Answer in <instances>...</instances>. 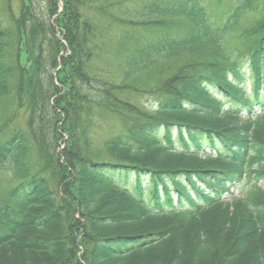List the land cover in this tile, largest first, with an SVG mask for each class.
I'll return each mask as SVG.
<instances>
[{
    "label": "trees",
    "instance_id": "1",
    "mask_svg": "<svg viewBox=\"0 0 264 264\" xmlns=\"http://www.w3.org/2000/svg\"><path fill=\"white\" fill-rule=\"evenodd\" d=\"M206 1L0 0V264H264V0Z\"/></svg>",
    "mask_w": 264,
    "mask_h": 264
},
{
    "label": "rangeland",
    "instance_id": "2",
    "mask_svg": "<svg viewBox=\"0 0 264 264\" xmlns=\"http://www.w3.org/2000/svg\"><path fill=\"white\" fill-rule=\"evenodd\" d=\"M214 1L207 0L206 4H208L211 9L210 10L211 19L217 25L222 20H224V18L226 17V13L228 14L230 11V6L232 7L234 3H230V0H223V4L219 6L218 10H216V8L213 6ZM258 18L259 16L257 13L254 12L247 13L239 22V25L237 26L235 31L233 33L227 34L224 37L222 41V45L225 48V50H227L231 55H233V50L236 48L238 44V35H240V33H242L244 30L252 26ZM246 84L248 85L249 82L247 81L245 85ZM151 100H152L151 98H148L147 101L143 99L141 100V102L142 104H148L149 106V104L152 102ZM120 126L121 125L118 118H113L110 122L101 125L95 130L94 133L95 140L99 141L102 137L106 136L110 132L119 130ZM253 184L254 181L252 179L247 178L244 181H242V184L240 186H238L236 189L231 190V192L233 193L234 197L236 196L242 198L245 192H247L250 189V186Z\"/></svg>",
    "mask_w": 264,
    "mask_h": 264
}]
</instances>
